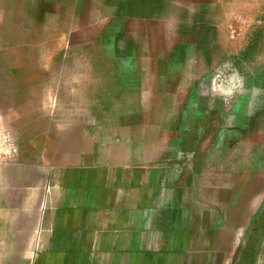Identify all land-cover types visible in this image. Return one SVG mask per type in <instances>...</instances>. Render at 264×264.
<instances>
[{
	"label": "crops",
	"instance_id": "1",
	"mask_svg": "<svg viewBox=\"0 0 264 264\" xmlns=\"http://www.w3.org/2000/svg\"><path fill=\"white\" fill-rule=\"evenodd\" d=\"M74 7L89 8L82 14L89 23L129 20L142 30L178 23L174 37L194 32L202 41L169 51L201 58L30 68L40 72L45 97L18 101L44 106L32 126L19 108L14 156L0 163V264H235L223 200L204 187L197 162L180 156L186 143L173 136L188 133L187 103L196 102L186 79H207L219 52L245 49L251 24L264 23V0H2L4 52L26 54L28 39L42 48L43 30L28 36V16L40 28ZM237 22L232 37L229 24ZM21 65L12 70L27 69ZM161 71L176 73L160 88Z\"/></svg>",
	"mask_w": 264,
	"mask_h": 264
},
{
	"label": "rangeland",
	"instance_id": "2",
	"mask_svg": "<svg viewBox=\"0 0 264 264\" xmlns=\"http://www.w3.org/2000/svg\"><path fill=\"white\" fill-rule=\"evenodd\" d=\"M88 9L74 7L64 12V21L49 20L40 24V28L28 16V36L29 32L43 30V39L37 40L43 46L38 50L31 39L26 54L5 53L0 45V119L11 133L19 127V108L24 110L23 121L32 126L35 110H39L40 104L44 106L40 102L18 101L20 97L32 100L45 97L39 92L45 86L37 78L40 72L30 69L36 63H163L186 58H197L199 62L201 58L199 54L169 51L172 47L194 48L202 41L194 37V32L190 37H174L178 34V23L155 22L146 30L134 21L121 19L113 20L111 25L89 23L82 15ZM2 10L0 0V34L4 27ZM75 10L81 14L74 13ZM91 16L96 17L94 13ZM237 23L239 26L229 24L231 36L237 37L241 31L243 23ZM145 32L150 38L138 37ZM241 43L245 49L234 56L218 53V67L207 72V79H186L188 99L194 98L196 102L187 103L188 133L173 138L186 143L187 148L180 156L187 162H197V174L204 176V187L218 190L223 200L228 225L224 232L229 243L233 241L231 253L236 256L235 264H264V23L251 24ZM21 64L27 69L12 70L23 68ZM160 73L161 88L163 82L166 84V75L176 72ZM171 84L178 86L179 81L172 80ZM5 93L14 95L10 102L3 101ZM177 154L172 150L171 162H177Z\"/></svg>",
	"mask_w": 264,
	"mask_h": 264
},
{
	"label": "built area",
	"instance_id": "3",
	"mask_svg": "<svg viewBox=\"0 0 264 264\" xmlns=\"http://www.w3.org/2000/svg\"><path fill=\"white\" fill-rule=\"evenodd\" d=\"M16 139L5 126L0 125V163L13 158Z\"/></svg>",
	"mask_w": 264,
	"mask_h": 264
}]
</instances>
